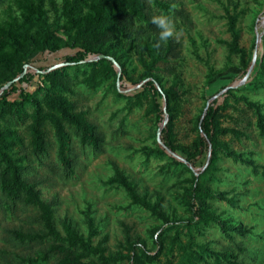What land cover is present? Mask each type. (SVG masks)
<instances>
[{
    "label": "rangeland",
    "instance_id": "obj_1",
    "mask_svg": "<svg viewBox=\"0 0 264 264\" xmlns=\"http://www.w3.org/2000/svg\"><path fill=\"white\" fill-rule=\"evenodd\" d=\"M22 1L6 0L0 6L1 28L21 18ZM54 1L60 12L65 0ZM160 1L186 14L184 19L175 13L171 15L181 30L179 39L160 44L165 46L173 42L178 58L169 61V69L163 64L151 66L147 46L154 40L157 42L155 36L125 41L107 51V56L121 66L122 80L107 81L96 90L78 85L72 97L78 110L88 111L90 121L103 134L102 151L82 155L78 150L79 165L74 177L68 180L51 174L46 166L55 163L54 149L42 158L41 165L30 156L33 170H28L27 176L39 182L42 199L54 203L55 226L62 236H65L63 224H66L86 237L85 216L88 214L97 232L93 244L106 239L107 256L115 255L127 243L138 242L153 248L155 229L165 222L188 217L192 178L189 170L157 152L165 136L158 133L155 114L148 115L146 105L130 110L127 99L121 94L134 95L150 75L159 76L165 87L176 83L184 115L177 125L173 146L182 147L188 157H197L193 166L197 171L205 155H197L193 140L197 134L196 120L206 104L205 96L234 81L232 95L226 98L229 106L240 109L238 118L244 136L239 139L226 137L225 140L240 159L235 161L219 154L218 171L201 178L204 187L216 197L203 201L199 194L197 199L198 203L205 202L224 229L215 224L201 226L198 232L193 231V237L197 244L213 252L230 251L236 256L229 259L231 264H264V139L256 128L255 116L241 102V98L248 99L259 106L264 115V0ZM44 4L49 9L46 0ZM48 14L52 16V11ZM228 14L237 17L239 44L252 57V67L244 76L239 75V59L228 52L231 43ZM64 22L62 17V24ZM255 42L257 46L253 48ZM68 53L71 51L64 49L54 54H40L33 66L57 65ZM41 81V75L36 72L31 80L16 83V88L31 93ZM17 97L18 93L8 98ZM228 112L231 113V109ZM115 170L128 178L135 195L151 205L158 202L163 217L135 204L128 191L110 183ZM36 216L32 208L16 216L0 212V264H27V259H40L46 252L49 244L21 242L15 236L16 232H40ZM38 264H54V260Z\"/></svg>",
    "mask_w": 264,
    "mask_h": 264
},
{
    "label": "trees",
    "instance_id": "obj_2",
    "mask_svg": "<svg viewBox=\"0 0 264 264\" xmlns=\"http://www.w3.org/2000/svg\"><path fill=\"white\" fill-rule=\"evenodd\" d=\"M5 1L0 0V6ZM46 2L49 9L45 7V0H39L37 4L23 0L21 18L5 28L0 27V212L16 216L28 208L34 209L41 231L16 232L15 236L21 242L49 244L40 259L29 258L26 263L38 264L53 259L54 264H231L229 259L236 258L235 255L230 251L213 252L197 244L193 231L198 232L199 227L211 224L224 229L205 202L198 203L197 199L199 194L203 201L216 197L204 187L201 178L218 171L219 154L235 161L240 159L225 140L226 137L239 139L244 136L238 118L240 109L229 106L226 98L232 95L234 81L205 96L206 104L196 120L197 134L193 140L197 155H205V161L197 171L193 169L197 157H188L182 147L173 146L177 125L184 115L182 96L176 83L165 87L159 76L150 75L134 95L121 94L127 99L130 110L146 105L147 114H155L158 133L165 136L164 142L158 144L157 152L189 170L192 178L188 217L165 222L155 229L153 248L138 242L127 243L115 255L107 256L106 239L93 244L97 232L88 214L85 216L86 237L66 224H63L65 236L56 229L54 203L44 201L39 182L27 176L28 170H33L29 157L41 165L42 158L54 149L55 163L46 164L50 173L65 180L73 178L79 165L78 150L82 155L97 154L105 143L98 126L90 121L88 111L78 110L72 100L75 87L82 85L96 90L107 81H116L117 76L121 81L124 75L121 66L115 60L100 59L99 56H107V51L125 41L156 37L155 26L150 23L154 14L164 12L171 16L175 13L182 19L186 14L160 0H65L60 12L54 0ZM50 11L52 16L48 14ZM227 20L231 35L228 52L239 59V75L244 76L252 67V57L239 44L237 17L228 14ZM256 46L257 42L253 48ZM64 49L71 53L65 55L62 63L45 68L33 66L38 55ZM147 51L151 66L163 64L169 69V61L178 58L171 41L157 47L154 40L147 46ZM36 72L42 81L33 92L23 93L16 88V83L31 80ZM16 93V99L8 98ZM241 102L255 116L256 128L264 139L261 108L246 98H241ZM226 122L229 125H224ZM26 149L28 153H22ZM110 183L128 191L135 204L163 217L158 202L151 205L135 195L128 178L121 172L115 170Z\"/></svg>",
    "mask_w": 264,
    "mask_h": 264
},
{
    "label": "clouds",
    "instance_id": "obj_3",
    "mask_svg": "<svg viewBox=\"0 0 264 264\" xmlns=\"http://www.w3.org/2000/svg\"><path fill=\"white\" fill-rule=\"evenodd\" d=\"M150 23L155 26L158 47L161 43H166L170 39H179L181 30L177 27V22L167 13L160 12L150 18Z\"/></svg>",
    "mask_w": 264,
    "mask_h": 264
},
{
    "label": "water",
    "instance_id": "obj_4",
    "mask_svg": "<svg viewBox=\"0 0 264 264\" xmlns=\"http://www.w3.org/2000/svg\"><path fill=\"white\" fill-rule=\"evenodd\" d=\"M99 58H100V59L105 58V59H107V60L114 61V60H113L111 57H109V56L100 55ZM250 69H251V68H250ZM250 69H249V70H250ZM118 77H119V76H117V82H118Z\"/></svg>",
    "mask_w": 264,
    "mask_h": 264
}]
</instances>
